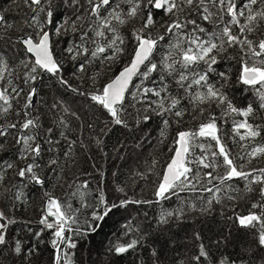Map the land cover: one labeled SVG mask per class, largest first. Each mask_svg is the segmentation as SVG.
<instances>
[{
    "label": "trees",
    "instance_id": "trees-1",
    "mask_svg": "<svg viewBox=\"0 0 264 264\" xmlns=\"http://www.w3.org/2000/svg\"><path fill=\"white\" fill-rule=\"evenodd\" d=\"M0 13L10 25L0 26V54L12 73L11 77L5 73V77L24 89L21 97L12 101L14 110L6 118L0 119V124L23 118V97L30 87H36L38 94L29 111L30 118L38 117L41 125L37 131L44 152L39 162L47 165L50 158L58 160V164L52 166L55 171H50L47 166L43 168V188L27 181L21 182L15 173L25 161L17 159L18 146L13 136L0 137V144L4 145L0 150V175L3 176L0 181V211L16 221L9 228V246L0 248V264H53L55 250L51 245V230L41 231L43 225L39 223L46 203L45 192L72 205L73 215L78 218V223L72 227L82 230L87 227V222H93V210H102L99 204L101 194L109 204H119L125 199L148 201L113 209L103 221L93 222L99 227L84 236L66 232L77 243L75 249H65L70 252L71 264H220L221 261L225 264H264V246L258 243L259 226L241 227L235 219L249 212L257 215L264 213V209L252 208L254 203L260 201L259 185H252L253 191L249 192L245 187L246 181H229L234 191H221L219 203L212 199V193L206 192H184L179 198L172 196L159 201L154 195L159 174L171 155L169 149L173 146L176 133L195 128L210 114L217 117L219 135L237 162L244 165V170L264 168V155L251 158V163L247 156L254 147L264 146V132L254 140L245 141H240L233 132V122L245 119L253 125L264 127V108L260 107L259 94L255 88L243 85L238 80L241 67L238 49H229L222 59L218 57L219 62L214 66L216 71L210 74L209 82L220 88L233 106L241 110L252 106L253 112L248 117L234 113L223 115L226 111L224 105L218 106L212 102L197 106L185 97L179 106L185 110L183 118L168 114L166 118L171 123L162 137L164 125L161 117L152 115L150 122L137 123L140 104L135 108L126 106L121 114L127 124L125 127L113 123L106 110L92 102L88 95L66 89L50 74L41 73V78L35 84H23L27 69L20 61L28 54L21 51L22 45L16 41L18 37L33 31L29 26L33 12L25 0H0ZM70 14V10H65L64 19ZM81 23L87 27V20ZM134 23L139 27L138 20ZM131 27L129 24L121 28L127 40L125 52L114 62H93L88 65L86 73L77 70L78 61L72 60L66 52V48L71 46V37H53L59 41L55 51L57 57L62 58L63 77L80 92L90 94L101 88L130 59ZM159 30L158 24L153 34ZM261 33H264V24L255 34L256 38ZM161 46L165 47L163 42ZM159 58L160 54H156L155 59L158 61ZM218 73H225L227 80ZM0 86H7L6 80L0 81ZM170 87L175 94V84L172 83ZM180 95H183L182 90ZM54 104L57 107L53 108ZM65 108L68 110L65 111ZM16 110L21 111V117L15 115ZM48 128L53 129L51 138L60 140L59 144L46 143ZM9 131L13 134L16 132L15 129ZM60 132H64L68 139L61 137ZM98 140L101 143L98 144ZM70 141H75L71 150ZM50 147L55 151H48ZM241 156L245 158L243 161L239 160ZM7 163L17 167L6 169ZM17 192L23 193L19 200L15 199ZM73 193L76 195L73 196ZM229 195L234 199H228ZM209 199H212L211 205L207 203ZM181 210L183 215L179 219L173 215L166 224L158 223L162 213H178ZM15 241L21 243L22 249L35 251L25 252L22 258L12 250ZM132 241L137 243L125 253L117 254L113 250L117 245H127ZM201 245L208 257L197 262L193 257L199 254Z\"/></svg>",
    "mask_w": 264,
    "mask_h": 264
},
{
    "label": "snow or ice",
    "instance_id": "snow-or-ice-1",
    "mask_svg": "<svg viewBox=\"0 0 264 264\" xmlns=\"http://www.w3.org/2000/svg\"><path fill=\"white\" fill-rule=\"evenodd\" d=\"M25 4L33 12L29 22L33 31L18 37L16 41L22 45L21 51L28 54L20 61L27 69L23 84H35L41 78V73L50 74L66 89L88 95L92 102L106 110L116 125L126 127L121 114L126 106L135 108L140 104L137 123L150 122L152 115L161 117L163 137L171 123L166 118L168 114L183 118L185 110L179 106L185 97L197 106L212 102L218 106L224 105L226 111L223 115L234 113L248 117L253 112L252 106L244 110L233 106L221 89L209 82L210 74L216 71L214 66L219 62L218 57L222 59L229 49L239 51L238 63L241 67L238 80L243 85L256 89L261 101L260 107L264 108V33L259 38L255 36L264 24V0H25ZM65 10H70L71 13L67 19H64ZM85 20L88 22L87 27L81 23ZM137 20L139 27L134 23ZM129 24L132 25V46L127 63L101 88L90 94L72 87L62 75V58L57 57L55 51V45L59 41L53 37H71L72 43L66 48V52L72 60L78 61L77 70L86 73L88 65L93 62H114L125 52L127 40L121 28ZM158 24L160 30L153 34ZM6 25L5 16L0 14V26ZM161 42L165 47L161 46ZM156 54H160L158 61L155 59ZM5 73L11 77L9 64L0 54V81L6 80L7 84L0 86V119L6 118L14 110L12 101L18 100L24 92L19 85L13 84L11 78L6 79ZM218 75L227 80L225 73ZM172 83L177 88L175 94L170 87ZM181 90L183 95H180ZM37 94L36 87L29 88L23 97V118L0 124V137L13 136L18 146L17 159L25 161L19 167L7 163L6 169L17 167L15 174L21 182L27 181L43 188V168L47 166L50 171H55L52 166L57 165L58 160L50 158L47 165L39 162L44 152L37 131L41 125L38 117L30 118L29 111ZM55 107L56 104L53 105ZM15 115L21 117V111L16 110ZM60 123L63 124V121ZM233 123V132L240 141L254 140L264 132V127L253 125L247 119ZM10 129H15V134ZM52 132V128L47 129L46 143L59 144L60 140L51 138ZM60 136L68 139L64 132H60ZM74 143L75 141L69 142L70 150ZM97 143L101 141L98 140ZM3 147L0 144V150ZM48 151L55 149L50 147ZM169 151L171 155L159 174L160 180L154 191L158 201L168 200L172 196L179 198L184 192H206L212 193V199L219 203L221 191H234L228 182L242 179L247 182L245 187L249 192L253 191L252 185H259L260 201L254 203L252 208L264 209V168L244 170V165L237 162L231 149L219 135L215 115L210 114L207 120L193 129L178 131ZM64 154L68 155L67 152ZM260 155H264V146L254 147L247 153L248 162L251 163V158ZM244 159L243 156L239 157L241 161ZM2 180L3 176L0 175V181ZM22 195L23 193L17 192L15 199L19 200ZM72 195L75 196L76 193ZM44 196L46 203L39 223L43 225L41 231L51 230V245L55 250L53 264H71L70 252L65 249H75L77 243L66 232L84 236L99 227V224L93 222L103 221L113 209L129 203L148 202L125 199L119 204H109L101 194L99 204L102 210H93V222H87V227L82 230L80 227H72L78 223V218L73 215L71 204H65L47 192ZM227 198L234 199L230 195ZM212 199L207 201L209 205L212 204ZM173 215L179 219L183 215L182 210L178 213H162L158 223L166 224ZM235 219L241 227L255 228L258 225V243L264 246V213L257 215L249 212ZM15 222L12 216L0 211V248L9 246V228ZM136 243L132 241L127 245H117L113 250L122 254ZM12 250L22 258L25 252L35 251L22 249L19 241H15ZM207 257L208 253L201 245L199 254L193 259L199 262L201 258ZM220 264L225 262L221 261Z\"/></svg>",
    "mask_w": 264,
    "mask_h": 264
},
{
    "label": "water",
    "instance_id": "water-1",
    "mask_svg": "<svg viewBox=\"0 0 264 264\" xmlns=\"http://www.w3.org/2000/svg\"><path fill=\"white\" fill-rule=\"evenodd\" d=\"M1 14V13H0Z\"/></svg>",
    "mask_w": 264,
    "mask_h": 264
}]
</instances>
